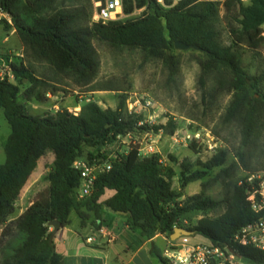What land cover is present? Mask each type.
I'll return each instance as SVG.
<instances>
[{"label":"trees","instance_id":"16d2710c","mask_svg":"<svg viewBox=\"0 0 264 264\" xmlns=\"http://www.w3.org/2000/svg\"><path fill=\"white\" fill-rule=\"evenodd\" d=\"M245 1L182 0L174 5V0H164L163 4L158 0H126L128 15L145 8L140 18L93 24L92 0H3L2 8L11 24L4 21L0 25L4 24L7 31L15 30L31 61L49 65L57 75L72 77L79 87H90L92 93L106 88L96 83L101 61L93 39L115 49L141 51L146 61L160 62L168 72L167 86L175 90H179L181 74L175 44L197 46L205 57L199 61L201 94L204 99L232 95L220 124L240 131L235 157L250 172V149L264 133V72L248 74L242 65V51L257 52L264 47V0ZM221 11L231 37L228 46L222 43L219 31ZM46 19L51 20L50 25L35 29L39 20ZM11 70L16 80L28 81L30 87L22 94L18 85L0 79V112L11 127L3 144L5 162L0 165V264H65L50 243V223L58 221L62 228L67 227L73 211L82 227L94 217L97 230L104 222L105 210L127 213L129 228L138 231L141 242H146L159 235L170 239L176 223L224 205L220 216H205L196 226L186 228L217 246L232 244L240 230L264 218V210L256 214L248 201V177L230 183L222 201L203 193L186 196L189 185L204 181L226 165V151L213 156L200 170H195L190 161L179 163L170 157L173 163H179V172L165 164L159 154L142 158L132 150L127 156L110 159L102 152L119 136L135 131L173 136L178 129L174 119L166 125L145 124L143 115L128 112L127 95L119 97L115 110L102 109L90 101L78 115L61 110L32 116L26 103H42L46 94L54 95L58 90L52 81L41 78L24 63H12ZM210 79L212 89L208 88ZM84 147L93 149L88 154L89 162L103 160L111 163V169L97 177L91 196L80 198L81 175L74 164L83 159ZM190 149L197 152V145L192 144ZM48 151L55 159L46 177L47 196L13 219L17 200ZM177 176L181 184L178 191L173 188ZM239 253L249 263L264 264L262 251L239 247ZM150 254L167 264L154 248Z\"/></svg>","mask_w":264,"mask_h":264},{"label":"rangeland","instance_id":"374dc122","mask_svg":"<svg viewBox=\"0 0 264 264\" xmlns=\"http://www.w3.org/2000/svg\"><path fill=\"white\" fill-rule=\"evenodd\" d=\"M246 3L249 1L246 0ZM224 11H221V21L219 31L224 45L231 44V37L224 19ZM142 13H135L125 18L137 19ZM51 24V20H39L35 29H44ZM0 25V57L5 61L13 60V63H24L33 69L38 76L52 81V85L58 90L54 95L46 94V100L42 103L31 101L26 103L28 113L32 116H44L55 114L61 110H68L70 113L79 114L81 107L93 101L102 109L115 110L119 104V97L127 95V109L134 107L137 114L144 117V123L150 126L166 125L169 119H174L178 124V129L173 136L165 135L164 132L158 134L152 132L135 131L126 136H121L112 145L106 146L102 152L112 159L118 155L127 156L132 150H137L140 157H145L147 145L155 141L156 154L161 155L165 164L171 165L179 172V163L190 161L196 169H201L213 156L220 151L228 154L227 163L223 168L215 169L207 179L202 182L193 183L186 189V196H194L203 193L214 200L222 201L226 199L228 185L236 181L251 176L264 175V133L255 141V145L250 149L247 164L250 172H246L235 153L240 147V131L235 126L224 127L220 124V118L224 114L232 95L221 94L215 99L204 97L200 91L199 77L201 73L200 60L205 59L204 55L196 50L180 51L176 54L181 60V74L179 77V90L171 89L167 86L168 72L160 62L146 61L141 51L128 49H115L109 44L93 39L92 42L100 56V74L96 80L97 85L106 87L101 92H91L90 87H79L70 76L57 75L53 69L45 63H34L25 54L24 47L15 30L7 31ZM242 65L246 72L252 76L264 72V47L255 52L250 49L242 51ZM213 79L208 82V88L212 89ZM21 89L23 94L30 83L25 80L13 81ZM41 90H51L45 88ZM23 102V98L20 99ZM147 102L152 105L146 108ZM136 105V106H135ZM11 134V127L8 124L4 112H0V165L5 162V151L3 144ZM199 134V140L194 139V135ZM177 135L175 142L174 137ZM191 139L187 140L186 136ZM197 145V152L190 149L192 144ZM142 149L140 152L139 150ZM93 149L84 147L83 161L88 160V154ZM170 157L178 159L179 163H173ZM54 153L48 151L46 156L40 160L38 168L30 178V184L26 185L22 194V199L16 202L17 218L27 202H35L47 196L49 183L46 180L48 173L54 164ZM34 182V183H33ZM29 183V182H28ZM181 184L177 176L173 180V188L180 190ZM21 194V195H22ZM225 206L209 214L195 213L181 221L186 228L194 227L205 216L216 218L223 214ZM71 229H75V224L79 218L75 211L71 213ZM119 219L112 213L105 212L103 219L109 232H117L116 221ZM186 221V223L184 222ZM2 230H0L1 236ZM89 235V233H86ZM194 243H201L205 240L200 235L191 237ZM155 249L157 254L163 257L168 248V242L164 237L158 236L147 244V251ZM150 264H162L158 258L152 257ZM252 264V263H246Z\"/></svg>","mask_w":264,"mask_h":264},{"label":"built area","instance_id":"2783aa9c","mask_svg":"<svg viewBox=\"0 0 264 264\" xmlns=\"http://www.w3.org/2000/svg\"><path fill=\"white\" fill-rule=\"evenodd\" d=\"M2 1L0 0V23L4 21L11 24L10 17L5 13L2 8ZM182 0H174V5L178 4ZM223 3L225 0H212ZM94 6V14L92 17L93 24H108L110 22L123 21L125 18L132 16L135 13L144 12L143 9H136L131 14L125 13L126 0H92ZM163 4L164 0H158ZM13 60L5 61L1 59L0 63V79L2 81L12 82L15 77L11 70V64ZM151 103L147 102L146 108L151 107ZM136 106V105H135ZM129 113H136L134 107H128ZM74 114V113H73ZM77 115V114H74ZM119 136L118 138H120ZM177 135L174 137L175 142ZM117 138V139H118ZM200 135H194L195 140H199ZM186 139H191L190 135L186 136ZM155 141L147 145V154L145 157L156 154ZM140 152L142 149L139 150ZM143 157V158H145ZM110 159H112L110 157ZM74 168L80 172L81 175V187L79 189V197L86 198L92 195L94 192L95 181L97 177L103 173L108 172L111 169V163L103 160H94L93 162H87L83 160H77L74 164ZM247 182L250 185L248 191V201L251 204L252 210L259 214L264 210V175L263 176H251L247 178ZM186 223V221H184ZM181 223H176L174 230L177 228L186 229ZM160 236V235H159ZM158 237V236H157ZM168 242V248L163 254V259L167 264H246L249 263L239 253V247H252L259 251L264 252V218L260 219L257 223L250 224L247 227L240 230L234 237L232 244L214 245L211 241L194 243L191 237H182L173 242L165 236H162ZM102 239L114 240L115 237L107 234H102ZM88 243L94 242L93 238H89Z\"/></svg>","mask_w":264,"mask_h":264},{"label":"crops","instance_id":"0c3cea01","mask_svg":"<svg viewBox=\"0 0 264 264\" xmlns=\"http://www.w3.org/2000/svg\"><path fill=\"white\" fill-rule=\"evenodd\" d=\"M22 196L23 194L17 201H20ZM33 203L27 202L19 216ZM105 212L112 213L109 210H105ZM114 215L119 217V219H113L117 225L118 231L116 233L109 232L105 220L101 223V229L97 230L94 226V217L87 222L85 227L81 226V220L78 217L79 221L75 224V229L72 230L70 219V224L59 231L53 242L56 251L64 258L65 264H150L152 256L150 251H147L146 246L152 240L141 242L139 232L129 228L126 217ZM50 232H53V228L50 229ZM102 234L114 236L115 239L111 241L102 239ZM89 238H93L94 242L88 243ZM203 239L204 242L207 241V239Z\"/></svg>","mask_w":264,"mask_h":264},{"label":"water","instance_id":"95a60500","mask_svg":"<svg viewBox=\"0 0 264 264\" xmlns=\"http://www.w3.org/2000/svg\"><path fill=\"white\" fill-rule=\"evenodd\" d=\"M175 49L176 50H180V51H190V50L199 51L200 50L197 46L187 45V44H184L182 42H177L175 44ZM109 211L112 212L113 214H117V215H121V216H125V217L128 216L127 213L115 212V211L111 210V208H109ZM50 227L53 228V232H52L51 237H50V243H53L55 236L62 229V225L58 221H53V222L50 223ZM194 235H195L194 232H191V231H189L187 229L177 228V229L174 230V233L170 237V239H171V241L175 242V241H177L178 239H180L182 237H192Z\"/></svg>","mask_w":264,"mask_h":264}]
</instances>
